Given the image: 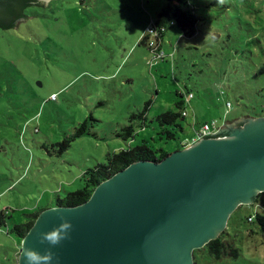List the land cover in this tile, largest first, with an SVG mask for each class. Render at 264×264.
<instances>
[{
  "label": "rangeland",
  "instance_id": "374dc122",
  "mask_svg": "<svg viewBox=\"0 0 264 264\" xmlns=\"http://www.w3.org/2000/svg\"><path fill=\"white\" fill-rule=\"evenodd\" d=\"M190 2L198 32L187 38L170 27L164 60L140 42L168 0H61L40 10L55 18L50 32L47 20L31 16L38 9L27 10L33 21L16 31L0 28V264H18L22 241L13 225L78 190L81 176L108 154L144 138L171 150L207 122L262 112L264 0ZM187 90L195 97L179 120L184 130L154 141L156 117L178 110ZM84 122L89 133L62 151ZM131 124L136 138L126 142L118 134ZM257 213L264 214L261 194L228 221L240 257L216 264H264V231L248 220Z\"/></svg>",
  "mask_w": 264,
  "mask_h": 264
},
{
  "label": "water",
  "instance_id": "95a60500",
  "mask_svg": "<svg viewBox=\"0 0 264 264\" xmlns=\"http://www.w3.org/2000/svg\"><path fill=\"white\" fill-rule=\"evenodd\" d=\"M61 0H0V27L16 31L31 9ZM42 86V84H39ZM264 193V117L230 122L161 162L139 161L101 183L84 204L41 212L24 237L25 249L50 264H195L194 251L225 232L230 216ZM63 217V219H61ZM69 238L41 243L63 222Z\"/></svg>",
  "mask_w": 264,
  "mask_h": 264
},
{
  "label": "trees",
  "instance_id": "16d2710c",
  "mask_svg": "<svg viewBox=\"0 0 264 264\" xmlns=\"http://www.w3.org/2000/svg\"><path fill=\"white\" fill-rule=\"evenodd\" d=\"M52 4L48 7L51 9ZM47 8V9H48ZM43 9H38L40 13L37 11L31 12V16L43 18L46 21V24L50 25L48 27V31L50 32L55 27V18L48 17L47 14H43ZM27 14V10L24 12V17L28 18L30 15ZM200 18L196 14V10L194 5L191 4L190 0H168L167 5L161 10L158 14L157 19L153 21L158 28L159 37L161 40L164 39L168 29L170 27H177L181 34L184 37L191 38L195 36L198 32V23ZM21 25V24H19ZM1 28V27H0ZM142 45L145 44V40L140 42ZM156 55L158 52L163 51L162 45L154 51L149 48ZM164 52V51H163ZM165 53V52H164ZM158 55V54H157ZM166 54L161 59L164 60ZM189 93H193L190 90H187L185 95L180 93V100L177 103L176 111L170 110L164 112L156 117V121L160 131L157 133L158 138L154 141H170L176 140L178 137V133L184 130L182 124H180V119H184L186 115H183L186 112L185 106H188L186 103L185 96H188ZM56 94H52V96ZM229 103V102H228ZM149 107L145 108L144 112L141 114V118L146 120V112ZM134 115L133 117H135ZM132 117V118H133ZM245 117H264V109L262 112L255 113L249 116L241 115L230 121H234L237 119L245 118ZM147 125L146 123H144ZM143 124V125H144ZM145 127V126H144ZM147 127V126H146ZM124 133L118 134L119 137H122L126 142L132 141L136 138V130L134 126L131 124L124 128ZM89 133V127L86 122L81 125V128L78 132L72 136L69 140L64 141L62 143V151H65L70 147L72 141L76 139V137H80L84 134ZM194 137V136H193ZM142 144H138L135 146H129L127 149H122L117 153L108 154L106 162L97 164L94 168L88 169L80 178V187L78 190L68 193L65 198L59 199L56 206L53 207H76L86 203L94 193L95 189L106 180L113 177L115 174L121 172L122 170L129 167L131 164L139 162V161H151V162H161L166 157H168L172 152L183 150L189 145L192 144L191 140L181 141L179 145L173 147L171 150H167L166 148H156L150 145V140L143 139ZM264 196V193H261ZM52 208V207H51ZM47 208H43L40 210H36L33 213L25 214L26 220L21 224H14L12 228V232H14L17 237L22 241L24 237L28 234L31 228L34 226L35 221ZM3 218V215L0 217ZM249 222L255 224L258 223L264 231V214L257 213L255 217H249ZM3 219H0V224H3ZM229 236L228 232H223L216 240L211 241L202 249H198L194 251V263L201 264L203 261L204 264H207V261H213L215 264L219 261H224L226 259H238L240 257V250L236 247L233 240L227 238ZM21 247V244L19 245ZM20 247L18 250H20Z\"/></svg>",
  "mask_w": 264,
  "mask_h": 264
},
{
  "label": "built area",
  "instance_id": "2783aa9c",
  "mask_svg": "<svg viewBox=\"0 0 264 264\" xmlns=\"http://www.w3.org/2000/svg\"><path fill=\"white\" fill-rule=\"evenodd\" d=\"M157 37H159L158 28L154 22H151L146 28V33L143 40H145V44H147V46L153 49L154 51H156L159 48L162 42V40ZM157 54L156 57L162 58L165 56V53L163 51L158 52ZM52 97H54V99L56 98L55 95H53ZM194 97H195L194 93H189L188 96H185L186 103L190 104L191 101L194 99ZM228 107H231V103H228ZM183 115L187 116V112H184ZM194 130H195L194 137L190 141L192 142L191 145L200 142L202 139H204L207 136L219 134L223 130V126L221 123L218 124L217 121H212L201 125L200 128L198 129L194 128Z\"/></svg>",
  "mask_w": 264,
  "mask_h": 264
},
{
  "label": "clouds",
  "instance_id": "9594fccd",
  "mask_svg": "<svg viewBox=\"0 0 264 264\" xmlns=\"http://www.w3.org/2000/svg\"><path fill=\"white\" fill-rule=\"evenodd\" d=\"M228 122L230 123L231 121ZM228 122L221 121L223 129L227 124H229ZM61 219H63V217ZM71 228L72 225L69 222L65 221L53 230L47 233H41V243H47L50 246L55 247L59 245L61 241L69 238ZM24 258L26 264H50V262L54 259V254L52 253L51 249H49L47 251V254L44 255H41L39 252L32 249H25Z\"/></svg>",
  "mask_w": 264,
  "mask_h": 264
},
{
  "label": "crops",
  "instance_id": "0c3cea01",
  "mask_svg": "<svg viewBox=\"0 0 264 264\" xmlns=\"http://www.w3.org/2000/svg\"><path fill=\"white\" fill-rule=\"evenodd\" d=\"M228 121H230V120H225V121H223V122H228ZM229 123V122H228Z\"/></svg>",
  "mask_w": 264,
  "mask_h": 264
},
{
  "label": "flooded vegetation",
  "instance_id": "af4514ba",
  "mask_svg": "<svg viewBox=\"0 0 264 264\" xmlns=\"http://www.w3.org/2000/svg\"><path fill=\"white\" fill-rule=\"evenodd\" d=\"M248 118V117H247ZM250 118V117H249ZM252 118V117H251Z\"/></svg>",
  "mask_w": 264,
  "mask_h": 264
}]
</instances>
